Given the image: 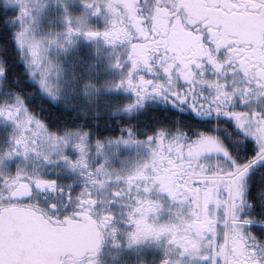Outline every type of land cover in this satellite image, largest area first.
<instances>
[{
  "label": "snow or ice",
  "instance_id": "snow-or-ice-1",
  "mask_svg": "<svg viewBox=\"0 0 264 264\" xmlns=\"http://www.w3.org/2000/svg\"><path fill=\"white\" fill-rule=\"evenodd\" d=\"M0 264H264V0H0Z\"/></svg>",
  "mask_w": 264,
  "mask_h": 264
}]
</instances>
